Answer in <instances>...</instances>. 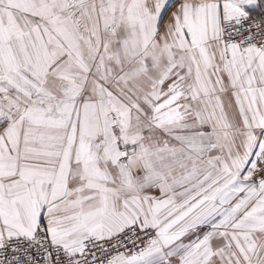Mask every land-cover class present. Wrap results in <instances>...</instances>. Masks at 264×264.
Listing matches in <instances>:
<instances>
[{
	"label": "snow or ice",
	"instance_id": "6c2138e0",
	"mask_svg": "<svg viewBox=\"0 0 264 264\" xmlns=\"http://www.w3.org/2000/svg\"><path fill=\"white\" fill-rule=\"evenodd\" d=\"M0 264H264V0H0Z\"/></svg>",
	"mask_w": 264,
	"mask_h": 264
}]
</instances>
